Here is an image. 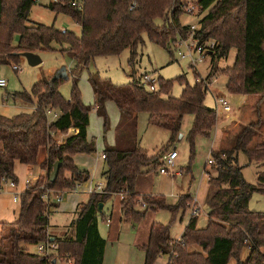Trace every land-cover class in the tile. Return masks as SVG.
<instances>
[{
  "label": "trees",
  "instance_id": "1",
  "mask_svg": "<svg viewBox=\"0 0 264 264\" xmlns=\"http://www.w3.org/2000/svg\"><path fill=\"white\" fill-rule=\"evenodd\" d=\"M72 2L51 0L46 8L70 16L82 27L80 36L68 30L63 33L54 24L28 25L37 0H0V66L14 64L23 52L54 50V43L67 45L62 51L69 53L76 62L71 72L74 84L69 100L61 94L60 85L70 75L67 73L65 77L58 72L53 77L44 76L30 91L13 94L14 99L34 105L33 111L0 115V188L5 181H18L17 162L38 165L45 171L21 193L17 220L2 223L0 264L49 262L29 247L55 236L49 231L51 207H59V204L46 199V191H52L50 197H53L76 190L90 179V172L77 165L73 156L96 152L95 141L88 138L92 110L103 118L107 130L110 121L106 103L113 101L120 111V121L116 129L117 144L106 146L104 150L105 191L93 193L88 202L79 204L76 218L70 224L71 235L54 239L59 252L70 253L75 264H103L107 242L99 230V217L104 213L99 205L115 194L123 196L121 209L125 222L138 224L150 210L167 209L172 220L180 210L186 212L192 203L189 195L170 205L162 195L138 193L137 178L146 168L152 166L157 170L161 166V158L181 136L187 114L194 115L187 136L191 162L197 136L210 137L218 123L217 111L205 104L208 89L196 71L195 85L187 82L184 76L176 79L185 85L180 97L171 95L174 80L161 79L158 90L150 92L136 77L131 83L117 85L100 72L91 73L89 82L95 101L93 106L85 105L78 81L95 57L120 55L129 48L132 63L137 49L144 43V34L152 42L170 49L172 41L190 32L188 26L182 25V12H172L180 0H82V8L73 6ZM197 6L201 14H206L200 20L201 28L195 32L196 37L217 43L207 79L219 73L220 68L215 63L236 49L233 66L221 72L228 77L229 93L259 96L258 118L240 130L230 149L211 154L217 176L211 177L210 183L217 190L208 201L207 225L199 228L198 218L193 216L181 238L174 240L170 225L155 222L148 243L140 247L145 252V264H154L163 254L170 256L167 264H229L233 258L238 260L237 264H264V211L250 209L253 195H264V170L257 173V184H253L246 180L243 168L238 165L240 151L247 155L249 164L264 165V139L252 146L263 124L259 109L264 104V0H198ZM158 19L162 20L161 25ZM16 36L19 37L17 43L14 42ZM49 111L58 112V117L52 120ZM141 113L148 114L149 124L171 135L168 145L155 156H149L138 138V115ZM71 128L78 133L58 144L55 136L66 134ZM56 162L61 163V168L57 180L52 182L51 173ZM191 162L188 172H192ZM194 247L200 250H193ZM244 247L250 249L246 261L240 258Z\"/></svg>",
  "mask_w": 264,
  "mask_h": 264
},
{
  "label": "rangeland",
  "instance_id": "2",
  "mask_svg": "<svg viewBox=\"0 0 264 264\" xmlns=\"http://www.w3.org/2000/svg\"><path fill=\"white\" fill-rule=\"evenodd\" d=\"M197 1L198 0H181V2L186 3L187 5L190 2L196 5V11L193 13H188L183 8H179L178 10L182 12V25H196L200 30V20L206 13L201 14L199 12ZM50 2L51 0H37L36 5L33 6L30 12L28 25L43 24L51 26L54 24L61 31L68 30L80 36L82 33L81 26L70 16L62 13L57 14L47 9L46 5ZM157 23L161 25L162 20L158 19ZM16 38L17 37H15V43H17ZM143 38L144 43L137 49L135 60L132 63H130L132 50L129 48L123 51L120 55L97 56L92 60L89 67L83 71L78 81L82 101L85 105H94L92 88L88 82L90 72L98 71L101 76L109 78L117 85L131 83L134 81L135 77L140 78L144 73L148 72L153 74L156 78L158 88L161 79L174 80L171 91V95L174 97H180L185 86L183 82L181 83L176 80L178 77L184 76L185 80L191 85H195L197 81L195 71L199 74V78H208L213 66L211 57L206 58L203 62L198 63L194 68H192L191 63L180 59L177 51L173 47V41L170 43V49H167L152 42L147 34H144ZM53 47L54 50H43L38 52L42 58V63L37 66H30L27 59L23 56H21L19 60L14 63L21 66V71L14 70V64L0 66V78L6 79L8 85L6 88H0V115L13 116L15 114L28 111L25 108L32 107L33 105L20 99L15 100L13 98V94L25 90L30 91L44 76L53 77L59 70L65 67L69 69L70 72L68 74L70 76L69 79L63 80L61 83L60 92L65 99L69 100L71 98V92L74 84L71 74L74 68L71 62V57L69 53L62 51V46L60 44L54 43ZM63 47L66 48L67 45H64ZM236 55L237 50L232 49L227 58L221 59L215 63L217 67L220 68V71L216 76L211 78L213 84L209 88L205 99V104L217 111L219 123H222L225 126L231 125L229 126L230 128L228 127L229 129H232L230 134L231 138L236 137L244 126L256 121L258 118L257 103L259 101V96H248L245 99L242 96H235V94H231L227 90L228 77L222 74L221 70L227 67H232L235 62ZM217 92L223 94L228 99L235 111L234 114L226 115V113L217 107L215 97L213 95ZM112 105L113 108H108V106L106 107L110 121V130L107 133L103 130L102 119L98 116L97 111L94 109L90 113L88 138L90 141H95L96 152L93 154H80L84 156L82 161L88 162L87 167L92 166L90 163L94 162L98 155L103 154L105 145L115 144L114 130L119 120V112L115 103H112ZM259 110L263 124L258 130V135L254 138L252 146H255L264 139L263 103L261 104V108ZM50 116H52V114ZM148 119L147 113H142L140 115L139 136L142 140V146L147 150L149 156H155L159 153L163 146L168 145L170 133L161 127L149 124ZM193 121L194 115L192 114H187L184 117L181 130V135H183V137L180 140L179 136L170 145V149L176 146V150L179 154V157L176 159L171 171L172 169L182 170V175L175 176L174 173L171 172L166 175L159 173L161 167L169 168V166L163 163L162 159L160 161L161 166H159L157 170L152 169L153 167L150 166L146 168V171L142 175L150 174L152 176H157L160 179L158 186V190L160 191L158 193H161L160 195L163 194L162 196L165 198L167 204H176L179 201V199L177 201L176 195L178 192L193 193L195 194V197L198 196L199 203L197 205L201 210L198 215V227L204 228L207 225V214L209 212L208 202H206L205 199L207 183L205 182V178L207 177L206 170L213 175L216 174V169H214L215 165L213 166L209 164L208 160L213 159L211 149L214 148V145L217 142V135L213 133L210 137L202 135L197 136L195 141V155L191 162V145L187 136L192 127ZM232 144L234 143L232 142L230 144L229 140L225 141L224 147H232ZM238 156L239 165L243 168L246 180L250 183L257 184L258 180L256 172L263 167L258 166V164L255 163L249 165V159L243 151H240ZM43 157L44 154H42L41 159H43ZM190 162L192 172L187 171V167ZM104 163L105 161L102 160L101 164H103V166ZM82 164L83 163H79L78 165L87 170V167ZM27 167L31 168L30 170L33 172L34 176H37L39 171L38 165ZM16 172L19 173L21 178L20 187L22 186V179L32 180V176L29 175V171L24 168L23 164L18 163L16 166ZM97 181H101L100 177H98ZM33 183L34 182H31L30 185H33ZM84 187L85 185L82 184L76 189L75 193L67 194L65 196V199L60 203L61 206L55 213H53L50 219L51 225L54 228L59 227V230L55 231L51 229L50 233L57 234V236L72 234V230L68 225L72 222L73 218H75L76 212H74V208L77 203H86L89 200V194L83 190ZM13 196L14 193L7 188L1 191L0 227L1 222L12 223L17 219L19 203L13 201ZM67 200L69 201V204L66 203ZM118 201V197L113 195L106 202L103 213L104 215L102 214L99 217V229L105 240L108 242L107 259H109V257L114 259V257L118 256L121 264H144L143 250L140 247L141 245L135 242V238L137 235L139 239L149 235L152 225L155 222L170 225L171 237L178 240L183 235V232L192 215L193 206H190L186 212L180 210L176 214L174 220H172L173 218L171 212L167 209H160L158 211L150 210L140 224L135 227V224L129 222L127 223L121 220L122 210ZM68 209H71L73 212L68 211ZM250 209L254 211H264V195L255 193L250 201ZM108 218L111 219L110 225L107 224L106 221ZM29 249L34 252L35 246H31ZM193 250H200V248L194 247ZM249 254L250 249L248 247H244L240 255L241 260L246 261ZM237 263L238 260L233 258L229 264ZM154 264H167V257H159Z\"/></svg>",
  "mask_w": 264,
  "mask_h": 264
},
{
  "label": "crops",
  "instance_id": "3",
  "mask_svg": "<svg viewBox=\"0 0 264 264\" xmlns=\"http://www.w3.org/2000/svg\"><path fill=\"white\" fill-rule=\"evenodd\" d=\"M81 29H82V27H81ZM82 32V31H81ZM17 38V41H18V36H16ZM65 47H63L62 46V49H64ZM71 62H72V64H73V67H75V65H76V62H75V60L74 59H72L71 58ZM66 68V67H65ZM63 69V68H62ZM62 69L61 70H59L58 72H60V71H62ZM66 72L67 73H69L70 71H69V69L68 68H66ZM98 72V71H97ZM91 73H95V72H90L89 73V76H90V74ZM89 76H88V82H89ZM89 84H90V82H89ZM8 86V85H7ZM6 86V87H7ZM90 86H91V84H90ZM5 87V88H6ZM91 88H92V86H91ZM92 92H93V88H92ZM242 96V97H244L245 99L248 97L247 95H238V94H235V96ZM93 97H94V101H95V96H94V92H93ZM15 100H17V99H15ZM114 103L113 101H108L107 103H106V107L108 106V108H113L112 106V103ZM116 105V104H115ZM117 106V105H116ZM118 108V107H117ZM26 110H28V111H26V112H31V111H33L34 109H35V106L33 105L32 107H26L25 108ZM56 112V111H55ZM118 112H119V120H118V123H117V125L115 126V130H114V135H115V144L114 145H116L117 144V137H116V129H117V126H118V124H119V121H120V111H119V109H118ZM234 109H233V107H232V111H231V113H229V114H227L226 113V115H230V114H234ZM56 113H58V112H56ZM142 114V113H141ZM141 114H139L138 115V138H139V141H140V144L141 145H143L142 144V140H141V138H140V136H139V118H140V115ZM99 116V115H98ZM49 117L53 120V117L52 116H50L49 115ZM100 117V116H99ZM101 119H102V125H103V130H104V132L105 133H107L109 130H110V123H109V127H108V129L107 130H105V128H104V120H103V118L102 117H100ZM89 126H90V124H89ZM89 126H88V129H89ZM182 126H183V123H182ZM229 126H231V125H223L222 123H219V120H218V123H217V125H216V127L213 129V131H212V134L213 133H215V135H217V142H216V144L214 145V148L213 149H211V154H212V152H217V153H219V152H221L222 150H226V149H230L231 147H224V143H225V141H228L229 140V142H230V144L233 142V139H234V137L233 138H231V136H230V134H231V130L232 129H229L230 127ZM229 127V128H228ZM78 133V130H76V129H73V128H71L66 134H58V135H56L55 136V139H56V142L58 143V144H62V143H64L66 140H67V138L68 137H70V136H72V135H74V134H77ZM171 136V135H170ZM230 136V137H229ZM182 137H183V135H181L179 138H180V140L182 139ZM230 138V139H229ZM114 145H105V147H104V150H105V148H106V146H114ZM159 147V146H158ZM216 147V148H215ZM156 149V148H155ZM154 149V150H155ZM174 149H176V146H174V147H172L171 149H170V151L171 150H174ZM216 149V150H215ZM103 154H104V151H103ZM103 154H101V155H98L97 156V158H96V160L94 161V162H91L90 164H92V166H88L87 167V163L88 162H84V161H82V159L84 158V156L83 155H80V154H77V155H75V156H73V159H74V161H75V163L78 165L79 163H83L82 165L83 166H85V167H87V170L90 172V179L87 181V182H85V183H83L84 185H85V187H84V191L86 192V193H88L89 194V197H90V195L91 194H93V192L91 191V189L93 188V186H94V183H93V180L95 181V182H99V181H97L98 180V177H100V179H101V181L100 182H104V179H103V177H102V174L104 173V171L107 169V163H106V161H105V159H103L102 158V155ZM178 157H179V154H178ZM177 157V158H178ZM176 158V159H177ZM79 159V160H78ZM104 160L105 161V163H104V166H103V164H101V161L102 160ZM162 159V158H161ZM176 161V160H175ZM18 163H20V162H17L16 163V165H15V174H16V176L18 177V181L16 182L17 183V186H16V188L15 189H11L10 187H8L5 183L1 186V188H0V194H1V191L2 190H4V189H8V190H10V191H12L14 194L16 193V192H18L19 194H21V193H23L25 190H26V188L31 184V182H36L37 181V179L39 178V176H41V175H43V174H45V171L44 170H42L41 168H40V166L38 167L39 168V171H38V174H37V176H34V174H33V172L30 170L31 168H29V167H27V165L26 164H23V166H24V168L25 169H27V171H29V175L30 176H32V180H30V179H26V180H24V179H22V186L20 187V183H21V178H20V176H19V173H17L16 172V166L18 165ZM22 164V163H21ZM253 164V163H252ZM255 164H257V163H255ZM211 165H215L214 166V169H216V163L215 164H211ZM238 165H239V156H238ZM249 165H251V164H249ZM240 166V165H239ZM258 166H261V167H263L262 169H260V170H258L257 172H256V174L259 172V171H262V170H264V165H260V164H258ZM243 171V170H242ZM172 172L174 173V175L175 176H180V175H182V170H175V169H172ZM159 173H161L160 171H159ZM162 174V173H161ZM206 174H207V177L205 178V182H207L206 183V202H208L209 200H210V198L213 196V194L215 193V191L217 190V187H215L213 184H211L210 183V178L211 177H216L217 176V169H216V174L215 175H213L212 173H210L208 170H206ZM243 174H244V171H243ZM68 177L70 176V174L69 173H67L66 174ZM163 175H166V174H163ZM244 176H245V174H244ZM257 179H258V176H257ZM159 181H160V179L157 177V176H152V175H150V174H147V175H141V176H139L138 178H137V181H136V191L138 192V193H140V194H142V195H144V194H146V195H150V194H153V195H160L161 193H158L160 190H158V186H159ZM33 183V184H34ZM19 187H20V189H19ZM179 188V187H178ZM76 192V190L74 191V190H70V191H66V192H64V193H62V200L60 201V202H57V201H54V202H56V203H58L59 204V207L61 206L60 205V203L65 199V196L67 195V194H72V193H75ZM163 195V194H162ZM177 195V201H178V199H180V197H182V196H186V195H189L191 198H192V203H191V205L193 204V203H196V204H198L199 203V197L198 196H196L195 197V194H193V193H184V192H178V194H176ZM114 196H117L118 197V202H119V204H120V207H121V200H122V195H120V194H115ZM72 200V199H71ZM13 201H14V198H13ZM14 202H18L19 203V201H14ZM66 203H68L69 204V201L67 200V202ZM170 205H174V204H172V203H169ZM105 205H106V203H104V206H103V211H104V208H105ZM78 206H79V204L77 203L76 204V206H75V208H74V212H76L77 211V208H78ZM19 208H20V203H19V206H18ZM59 207H51V212H52V215H53V213H55L56 212V210L57 209H59ZM122 210V209H121ZM68 211H70V212H73V211H71V209H68ZM18 212H19V209H18ZM51 215V216H52ZM17 218H18V216H17ZM75 218H76V215H75ZM75 218H73V220L75 219ZM197 218H198V216H197ZM51 219V218H50ZM17 220V219H16ZM15 220V221H16ZM72 220V221H73ZM108 220H110L109 222H108ZM121 220L122 221H124L123 220V214H122V217H121ZM51 221V220H50ZM107 224H109L110 225V223H111V219L110 218H108L107 220ZM2 223H4V222H1V227H0V232H1V228H2ZM128 223V222H127ZM71 224V223H70ZM70 224L68 225L69 227H70ZM140 223H138V224H135L134 226L136 227V226H138ZM68 226H67V228H68ZM50 227H51V229L52 230H59V227H56V228H54L52 225H51V222H50ZM50 229V230H51ZM100 230V229H99ZM151 232V231H150ZM150 232H149V235H146V236H144V237H142L141 239H139L138 238V235L136 236V238H135V242L137 243V244H139V245H145V244H147L148 243V241H149V238H150ZM101 233V232H100ZM53 235H55V236H53L52 237V239H55V237H57V234H53ZM102 235V234H101ZM102 237H103V235H102ZM175 240V239H174ZM107 242V241H106ZM108 243V242H107ZM143 254H144V264H145V252L143 251ZM161 256H166L167 257V263H168V261H169V255L168 254H163V255H161ZM160 256V257H161ZM108 258V252H107V244H106V249H105V253H104V260H103V264H121L120 263V259H119V257L118 256H116V257H114V259H111V257H109V259H107Z\"/></svg>",
  "mask_w": 264,
  "mask_h": 264
},
{
  "label": "built area",
  "instance_id": "4",
  "mask_svg": "<svg viewBox=\"0 0 264 264\" xmlns=\"http://www.w3.org/2000/svg\"><path fill=\"white\" fill-rule=\"evenodd\" d=\"M73 6H77L79 8L83 7L82 0H73ZM179 8L185 9L188 13H193L196 11V5L190 2L188 5L186 3L179 2L178 5H175L172 9L178 10ZM200 26V25H199ZM189 27V34L187 36H179L176 41H174L173 47L177 51L181 60H186L191 63V66L195 67L198 63L203 62L208 57H213L217 50V43L215 40L209 39L205 41H201L199 38L196 37L195 32L199 30V27L196 25H188ZM67 30H63L62 32L65 33ZM14 70L21 71V66L18 64L13 65ZM141 86L145 87L150 92H156L158 90L157 80L151 73H144L140 78ZM203 79V78H202ZM204 84L206 85L207 89L212 86L213 81L211 79H203ZM7 86V80L4 78H0V88H5ZM215 97V102L217 107L222 110L224 113H231L232 106L228 99L221 93L217 92L213 94ZM49 115L52 114L53 119L57 118L59 113L49 111ZM178 157V151L176 149L169 151L166 153L162 160L163 163L169 166V168L161 167L160 172L162 174L173 173L171 168L174 166L175 160ZM102 158L105 159V154L102 155ZM209 164H215L214 159L208 160ZM94 186L91 189L93 193H102L105 191V183L104 182H95L93 180ZM5 184L10 187L11 189H15L17 183L15 181H5ZM81 186V185H80ZM75 191V190H74ZM52 191L49 189L46 191L45 198L51 199L52 201L60 202L62 200V193H59L53 197H50ZM20 195L16 192L13 196L14 201H19ZM123 197V196H122ZM145 206V205H144ZM193 206V207H192ZM192 207V215L191 217H196L200 214V207L193 203ZM110 220H108L109 222ZM50 231V228H49ZM34 253L45 257L49 262L47 264H75V259L70 253L62 254L58 250L57 244L52 240H46L44 242H40L35 245ZM53 260L52 263L50 261Z\"/></svg>",
  "mask_w": 264,
  "mask_h": 264
},
{
  "label": "water",
  "instance_id": "5",
  "mask_svg": "<svg viewBox=\"0 0 264 264\" xmlns=\"http://www.w3.org/2000/svg\"><path fill=\"white\" fill-rule=\"evenodd\" d=\"M21 56L25 57L29 63L30 66H37L39 64L42 63V58L40 56V54L38 53H35V52H23L21 54ZM60 73H62L65 77H68V74L66 72V68H63L62 71H60ZM60 168H61V163L60 162H56L54 164V168H53V171L51 173V181L52 182H55L58 178V175H59V172H60ZM103 206H104V203H101L99 205V209L100 211L103 210ZM54 240V239H52Z\"/></svg>",
  "mask_w": 264,
  "mask_h": 264
}]
</instances>
